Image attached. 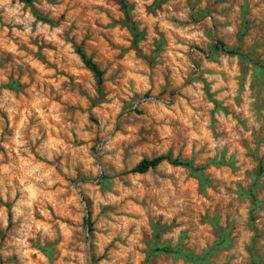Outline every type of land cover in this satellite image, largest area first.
I'll list each match as a JSON object with an SVG mask.
<instances>
[{"label": "clouds", "instance_id": "1", "mask_svg": "<svg viewBox=\"0 0 264 264\" xmlns=\"http://www.w3.org/2000/svg\"><path fill=\"white\" fill-rule=\"evenodd\" d=\"M0 264H264V0H0Z\"/></svg>", "mask_w": 264, "mask_h": 264}]
</instances>
